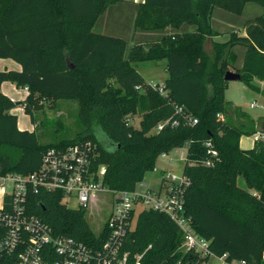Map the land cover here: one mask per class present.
Returning <instances> with one entry per match:
<instances>
[{
	"label": "trees",
	"instance_id": "1",
	"mask_svg": "<svg viewBox=\"0 0 264 264\" xmlns=\"http://www.w3.org/2000/svg\"><path fill=\"white\" fill-rule=\"evenodd\" d=\"M122 1L0 0V57L22 65L20 71H0V173L32 172L47 148L90 139L98 144L95 164L107 166L106 184L131 190L155 169L162 153L187 147L184 172L191 183L185 207L195 231L211 241L216 255L228 253L229 259L264 264V139L250 149L241 147V137L258 129L241 108L242 119L232 118L225 78L237 60L234 46L242 44L244 61L235 70L248 88L260 92L255 80L264 81V12L244 22L246 35L232 32L226 42L212 39L218 31L211 23L216 7L242 14L249 2L264 8V0H146L138 5L135 30L163 33L148 46H129L125 38L95 30L108 7ZM183 25L193 29L180 31ZM162 59L168 71L166 94L133 64ZM5 80L28 87L24 101L3 92ZM44 98L78 100L83 129L75 138L45 144L36 129L19 128L11 109L25 104L34 120L33 106ZM176 105L197 122L178 116ZM136 114L142 116L139 126L127 121ZM174 117L180 118L179 125L168 123L155 130L159 122ZM259 123L264 130V117ZM97 129L106 137L98 136ZM208 159L211 165L204 163ZM28 211L55 233L95 249L106 239L105 233L93 230L85 209L68 207L58 192L33 191ZM4 234L0 228V240ZM183 238L169 215L144 209L125 247L132 259L143 254L144 264H208L210 257L182 247Z\"/></svg>",
	"mask_w": 264,
	"mask_h": 264
},
{
	"label": "built area",
	"instance_id": "2",
	"mask_svg": "<svg viewBox=\"0 0 264 264\" xmlns=\"http://www.w3.org/2000/svg\"><path fill=\"white\" fill-rule=\"evenodd\" d=\"M133 1L143 3L146 0ZM163 86L160 84L159 89L166 94ZM251 106L259 104L254 101ZM176 114L187 123L197 122V118L185 113L182 106L176 105ZM219 116L223 118L224 114ZM132 119V115L127 117V121ZM168 123L179 125L180 118L161 121L155 130L160 131ZM253 138L255 141L264 139V130H257ZM207 146L211 147L210 142ZM209 152L217 154L213 148ZM98 154V144L90 139L66 146H51L44 151L41 163L34 171L0 173V228L5 229L0 240V264H144L143 254L132 259L125 247L138 215L144 209L169 215L183 233V248L194 250L203 257H213L218 264H249L245 259H229L228 253L216 255L210 248L211 241L195 231L192 216L185 207L191 179L184 172V166L180 172L163 169L158 189L148 187L143 181L134 189L117 190L105 182L107 166L95 164L94 158ZM169 154L164 152L160 156L167 158ZM180 158L185 162L187 154L182 151ZM204 163L211 165L212 162L208 159ZM40 190L60 193L68 207L85 209L87 217L94 206H99L100 194L109 193L111 210L97 232L106 234L101 247L95 249L73 236L57 234L48 223L30 213L29 196ZM69 200L75 205H68Z\"/></svg>",
	"mask_w": 264,
	"mask_h": 264
},
{
	"label": "rangeland",
	"instance_id": "3",
	"mask_svg": "<svg viewBox=\"0 0 264 264\" xmlns=\"http://www.w3.org/2000/svg\"><path fill=\"white\" fill-rule=\"evenodd\" d=\"M138 5L139 3H135L133 0H124L122 2L110 5L106 12L100 16L95 26V30L125 38L129 41V46L133 45L134 38H136L134 15L137 11ZM214 9L215 19H218L220 15H223L225 18L228 17L230 18L228 23H233L237 28H241V22H245L247 19L258 16L264 12V8L255 2L247 3L242 14H235L220 7H216ZM214 24L218 26L215 21ZM222 26L223 25H220L218 28L222 29ZM235 27L229 29L228 32H230V30L233 32ZM185 30L186 28L182 31ZM139 38L141 39L140 36H138V39ZM148 40L149 41L147 42L153 41L152 38H149ZM207 47H211L210 41H208ZM236 53L237 58L239 57L240 59L242 54L239 53V51ZM160 63H162V60L139 61L135 62L134 66L145 78L160 82L165 76L164 68ZM230 70L236 71L232 68ZM257 85H259L261 89L259 92L260 94H258L255 90L245 88L241 80H236L230 84L226 90L228 106L231 107L230 102L232 101L237 103L242 109V112L245 114H247L246 111H248L251 115L264 112V108H253L250 106V103L256 98V100L259 102L261 101L259 95L262 96V98L264 96V88H262L264 86H262L261 83H257ZM18 107L21 109L18 112L19 117L21 118L23 116L22 109L25 110V104L20 103ZM26 113L29 114L28 112ZM32 113L35 119L30 121H32V124H35V129L37 131L39 140L45 144L57 142L62 139H73L83 129L79 119V103L78 100L75 99L62 98L54 101L44 98L40 100L39 103L37 102L35 106H33ZM141 117V114H136L131 122L136 126H139ZM96 133L101 138L106 137L101 129H97ZM182 151L184 155L187 154V147H183L181 149L176 148L172 150L167 158H163L161 156L158 157L155 169L149 171L145 176L144 181L148 187L153 189H158L160 187L162 171L165 168L178 172L181 171L182 167L184 166V161L180 158ZM170 158L172 159L171 162ZM239 183L240 185L245 186L243 178L239 179ZM99 198V206H94L88 214L89 223L96 233L100 231L103 222L105 219H107L111 210V200L109 193H101ZM67 204L70 206L75 205L73 200H69ZM208 264H218V261L212 257Z\"/></svg>",
	"mask_w": 264,
	"mask_h": 264
},
{
	"label": "crops",
	"instance_id": "4",
	"mask_svg": "<svg viewBox=\"0 0 264 264\" xmlns=\"http://www.w3.org/2000/svg\"><path fill=\"white\" fill-rule=\"evenodd\" d=\"M214 10L212 12L211 23H212L213 28L218 31V34L215 35L212 39L214 41H218V42H226V41H228L230 39V36H231L230 33L232 32V30H230V32H228L229 29H231L232 27H235V26H234L233 23H230V22L228 23L230 18L227 17L228 18L227 19L223 15H220L218 17V19H215L214 18ZM136 13H137V11H136ZM136 13L134 15V19H135ZM214 21L217 23L218 26L223 25L222 29H219L218 26H216L214 24ZM243 24H244V22H241V28L235 27L233 32L238 33V35H240V36L246 35V32H245ZM185 28H186V30H192L193 29L192 26L183 25L181 27L180 31H182ZM167 30L169 32H171L173 29L172 28H168ZM162 34L163 33H160V32H149V31L135 30L136 38H134V41L132 40L133 41V45L135 43H142V44L148 46L151 43V42H147V41H149L148 40L149 38H152L153 39L152 42H155V41L159 40V38L161 37ZM138 36H140L141 39L140 38L138 39ZM136 40H137V42H136ZM234 49L236 50V52L239 51V53H241L242 56H241L240 59H239V57L237 58V60L235 62V65H234V67H232V69L239 68V67L242 66L243 61H244V56H245V53H246V47L244 45H242V44H236L234 46ZM159 61H161V60H159ZM160 64H162L161 66L164 68V72H165V76L162 78V80L160 82H158V81H154L152 79H147L146 78L147 81H149L151 83H160L161 85H163L165 83V80L168 77V71L166 69V60L162 59V63H160ZM6 70H17V71H20V70H22V65L18 61L14 60L13 58L0 57V71H6ZM235 81L236 80H229L228 86L230 84H232L233 82H235ZM255 82L256 83H261L262 86H264V81L255 80ZM242 84H243V86L245 88H248L243 82H242ZM262 88H264V87H262ZM2 90H3V92L6 95H8L9 97H11L13 100H16V101H24L25 98L27 97V95L29 94V90H27L26 87L20 88L14 82H12L10 80L3 81ZM257 93L260 94L259 92H257ZM259 97L261 98L260 102L258 100H256L257 98L254 99V101H257L259 106H254L253 108H255V107L264 108V96L262 98V96L259 95ZM226 98H227V93H226ZM254 101H252V102H254ZM251 103H250V106H251ZM230 104H231V109L233 110V113L231 114L232 118L234 120H237V121L241 120L242 119V115L239 112L240 106L237 103H234L232 101L230 102ZM18 105L16 107H14L13 109H11V112L18 116L19 128L22 129V130H34L35 129V124H32V121H30V120H32L30 115L27 114L24 109H22V115L23 116L21 118L19 117V113L18 112L21 109L18 107ZM246 112L255 120L256 127L259 130L260 129L259 119L264 117V112L256 114V115H251L248 111H246ZM255 143H256V141L254 140L253 135H243L241 137V139H240V145L244 149L252 148L255 145Z\"/></svg>",
	"mask_w": 264,
	"mask_h": 264
},
{
	"label": "water",
	"instance_id": "5",
	"mask_svg": "<svg viewBox=\"0 0 264 264\" xmlns=\"http://www.w3.org/2000/svg\"><path fill=\"white\" fill-rule=\"evenodd\" d=\"M225 78L227 80H240L241 79V74L237 71L233 70H228L225 74Z\"/></svg>",
	"mask_w": 264,
	"mask_h": 264
}]
</instances>
